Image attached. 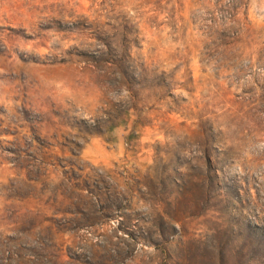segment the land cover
<instances>
[{
    "label": "rangeland",
    "instance_id": "1",
    "mask_svg": "<svg viewBox=\"0 0 264 264\" xmlns=\"http://www.w3.org/2000/svg\"><path fill=\"white\" fill-rule=\"evenodd\" d=\"M0 264H264V0H0Z\"/></svg>",
    "mask_w": 264,
    "mask_h": 264
}]
</instances>
